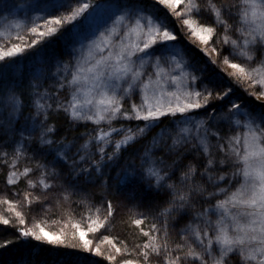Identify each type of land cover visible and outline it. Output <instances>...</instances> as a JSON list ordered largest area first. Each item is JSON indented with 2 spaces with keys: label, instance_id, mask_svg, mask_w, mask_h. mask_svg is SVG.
<instances>
[{
  "label": "snow or ice",
  "instance_id": "6c2138e0",
  "mask_svg": "<svg viewBox=\"0 0 264 264\" xmlns=\"http://www.w3.org/2000/svg\"><path fill=\"white\" fill-rule=\"evenodd\" d=\"M156 3L176 17L184 16L183 25L203 45H208L216 35V27L201 24L192 18L193 12L201 11L197 0H156ZM181 4L184 5L183 10L176 11ZM50 7L56 11L66 9L67 14L45 18L43 31L37 23L41 17H35L30 32L38 39L26 47L16 44L7 51L0 47V72L18 64L12 58L18 57L26 48L34 47L46 38L59 34L64 26L71 25L74 44L68 53L69 59L48 73L43 67L35 68L30 84L33 94L38 96L34 100L36 116L30 117L32 132L39 133L36 153L45 159L54 155L57 162L67 169L70 180L67 186L56 183L62 179V173L41 160L36 161L35 169L25 167L22 172L16 170L26 153L24 140L33 139L29 135L17 142L11 162L7 159L9 153H0V158L10 168L7 184H17L20 178L39 171L38 179L27 180L28 186L33 189L39 186L44 196L49 190L60 188L65 200L78 194L77 178L93 186L100 185L104 190V205L96 207L94 211L89 208L88 214L81 216V221L71 224L74 229L72 238L78 235L85 251H90L93 243L87 238L90 233H96L106 225L111 227L117 210L107 199L108 195H117L137 184L146 186V191L167 190L171 199L169 206L159 213L161 225L158 227L153 222L150 231L141 229L143 235L148 237L147 242L137 246L141 248L143 264H149L150 255L160 256L162 252L163 264H186L189 259L199 261V264H208L209 260L211 264H228L233 254L239 257L240 264H264V112L253 114L254 110L232 101V88L225 89L214 81L209 80L202 84V90L197 89L194 84L198 77L187 70L182 52L174 45L169 46V42L176 41L177 36L167 27V20L146 14L140 0H60ZM205 10L212 14L215 25L224 29L218 43L229 45L230 55L248 62L234 63L224 56L223 64L234 70L230 75L237 83L247 81L250 87L259 86V95L255 92L251 95L257 99L264 97V59L257 61L254 67L249 66L255 60L253 50L256 46L264 49V0H233L220 4L207 0ZM225 15L235 18L236 39L229 34L233 31V25L228 23ZM14 27L20 29L23 25L16 23ZM6 36L10 37L11 32H0V37ZM17 38L22 39L19 33ZM212 51L217 52V48L213 47ZM211 62L216 63L214 60ZM149 67L152 71H147ZM48 79L55 81L51 85L54 91L45 89L41 93L42 82ZM214 88H219L220 92L214 94ZM62 90H66V98L60 95ZM134 95H139V103L132 99ZM226 97L228 101L216 115H209L207 119L186 115L207 107L212 99L224 101ZM125 100L129 102L127 109L124 108ZM22 108L23 101L15 92L9 91L7 96H0V129L5 134L12 133L14 119ZM50 111L56 114L63 112L73 124L92 123L96 126L94 134H83L87 139L78 147L75 139L53 140L51 136L55 134L56 127L48 122ZM177 114L184 118L175 132L167 127L161 128L144 147L143 154L139 156V165L131 161L121 166L122 149L126 150L153 128L159 127L162 117ZM36 117L42 119L37 120ZM133 120L144 122L143 126L138 125L135 129L123 124L114 126L116 121ZM209 121L212 125L223 123L229 127V131L235 129V134L222 136L220 131H213ZM165 137L171 142H166ZM212 137L216 138L215 143H212ZM189 144L191 149L186 147ZM93 145L95 152L92 151ZM109 147L111 152L108 151ZM73 148L76 149L74 153ZM181 149L195 150L197 157H203V169L199 175L207 179L213 191L195 182L197 165L192 163L186 166V170H181L179 185L170 182L177 161L169 164L165 156H182ZM157 150L163 152L164 156L157 157ZM113 167L121 168L114 183L111 176L104 179L108 175L107 170ZM218 168L228 170L217 172ZM113 188L117 192H113ZM195 197H201L205 202L214 199L215 202L207 203L202 211L192 214L190 222L180 229L183 243L175 244L170 251L168 218L177 213L188 215V209L195 208ZM131 198L135 199L134 196ZM40 199V196L30 197V193H25L27 205L40 203ZM80 203L86 205V198L81 197ZM0 204H7V211L14 214L19 227L11 226L17 227L20 236L52 245L65 244L63 229L57 234L50 233L40 223L24 227V214L16 210V205L8 200H0ZM213 215L215 220L212 219ZM132 223L139 226L144 219H134ZM0 225H10V220L0 214ZM160 233H163L162 237ZM104 241L112 244L116 253L121 252L107 236L102 238ZM9 243L11 241L0 244V248L7 247ZM214 245L218 254L214 251ZM196 247L202 251H196ZM99 253L97 246L95 254ZM107 259L114 260L115 256H108ZM123 264H139V261L127 259Z\"/></svg>",
  "mask_w": 264,
  "mask_h": 264
},
{
  "label": "trees",
  "instance_id": "16d2710c",
  "mask_svg": "<svg viewBox=\"0 0 264 264\" xmlns=\"http://www.w3.org/2000/svg\"><path fill=\"white\" fill-rule=\"evenodd\" d=\"M215 3L220 4L221 2H233V0H214ZM162 12V9H159ZM163 13V12H162ZM226 17H229L225 15ZM231 18V17H229ZM228 20V19H227ZM216 27V26H214ZM65 31H60L59 34L46 38L44 41L36 44L32 48H26V51L21 53L18 57L12 58L18 62V64L12 65L10 69H6L0 72V96H7L9 91L15 92L20 96L23 101V108L21 111L25 113H30L33 111V101L34 94L31 88L32 73L35 68L39 65L46 64L50 67L53 63H59L60 59L64 58V52L66 45L64 43ZM219 33V32H218ZM217 34V28H216ZM215 35L212 42L216 40ZM25 44L23 47H26ZM193 48V47H192ZM217 51L219 47H216ZM200 55V52L198 53ZM44 60L46 63L38 64ZM17 67L19 71H17ZM237 88V87H236ZM240 90L239 88H237ZM54 91V90H53ZM66 90H62L60 95L62 98H66ZM254 105H258L252 98H249ZM6 113V112H5ZM5 118L6 114H5ZM171 118L162 117L159 127L153 128L149 131L143 138H141L137 143L130 145L126 150L121 151V166L124 164L135 161L136 164L140 163L139 156L143 154V149L149 144L153 136L159 133L161 128H169L174 132L172 123H170ZM49 123L54 124L56 127V132L51 136L53 140H68L72 141L75 139L77 147L85 142L87 139L83 134L90 133L94 134L95 125L92 123H75L73 124L64 114L60 112L59 114L50 112L49 113ZM142 121H116L114 126L119 127L121 124L124 126H130L135 129L138 125L143 126ZM120 139V137H116ZM166 142L171 141L165 137ZM188 149H191L190 147ZM73 148V153L75 152ZM92 151L95 152V145L92 146ZM111 152V147L108 148ZM182 156L172 155L165 156V160H176L177 163L174 166V175L170 182H174L179 185V176L181 170H186V166L189 163L196 164L197 156L194 150L186 151L182 150ZM155 155L157 157L164 156V153L157 150ZM78 158V157H77ZM99 157L97 156L96 159ZM46 159L56 161L54 155H49ZM91 167V165H86ZM58 171L62 173V179L58 181L59 184L68 185L70 177L67 169L62 163L59 164ZM121 171L120 167H113L107 170L108 175L104 177L105 180L108 176L114 178L117 173ZM198 173V172H197ZM79 179V191L78 194H73L69 199H63V195L60 188H56L52 193L51 198H55V204L62 206L65 210L64 214H67L68 219L73 222L81 221V216H86L88 214V209L91 208L93 211L96 207H101L104 205V195L103 188L100 185L93 186L87 183L82 178ZM195 182L202 183V177L197 174L195 177ZM113 192H117L115 188L112 189ZM0 193L4 195H9V186L6 181L5 169L0 170ZM134 196L135 199L131 197ZM81 197H85L87 204H81ZM108 200H111L114 208H116V213L111 220V227L105 226L104 229H100L98 232L94 233L92 236L93 240L104 244L102 238L107 236L112 240L116 247H119L121 251L131 253L126 259H131L133 261H139V264H143V258L140 255L142 246L147 242L148 237L143 235V231H150L151 224L153 222L157 223L159 227L162 222V218L159 216L160 211L168 207V201L171 199L167 190L162 191H146L145 186L135 185L129 188H125L123 191L119 192L117 195H108ZM193 203L195 204L194 209H188V215L183 213H177L173 217L168 218V247L171 251L175 244L183 243L180 235V227L188 223V217L191 216L195 211L204 209L207 202H205L201 197H195ZM59 207L55 208L58 209ZM52 211V214L55 213ZM59 210V209H58ZM27 214L31 212L28 208L26 210ZM63 212V211H61ZM60 215V212L58 213ZM134 219H144L142 225L136 226L132 223ZM11 225L18 224L10 222V225H0V244H4L6 241H11L7 244V247L0 248V264H115L112 260L107 259V255L104 253L95 254V250L85 251L82 248V244L68 243L65 242L64 245H52L47 242L36 241L32 237H22L17 232V227ZM82 222V227H83ZM155 234V233H152ZM163 236V233H160ZM72 245H75L73 247ZM112 246V244H111ZM103 248V246H100ZM115 249V248H114ZM187 249H185L186 251ZM174 255L176 253H173ZM149 264H163V252L160 256L150 255ZM186 264H198L196 261H187Z\"/></svg>",
  "mask_w": 264,
  "mask_h": 264
},
{
  "label": "rangeland",
  "instance_id": "374dc122",
  "mask_svg": "<svg viewBox=\"0 0 264 264\" xmlns=\"http://www.w3.org/2000/svg\"><path fill=\"white\" fill-rule=\"evenodd\" d=\"M60 2V0H0V32H11L10 37H0V47H3L5 51L9 50L12 46L16 44H20L22 47L25 44H31L34 39H38L30 32V28L33 25V20L35 17L39 16L41 19L37 22L41 27L40 30L43 31L45 24V18L52 19L54 16H58L61 13L67 14L66 9H60L56 11L54 8L50 7L51 5ZM207 0H197V3L201 6V11L199 13L193 12L192 18L198 20L201 24H211L212 26H216L212 14L205 10V4ZM46 6H49L46 8ZM140 6L144 8L146 14L164 17L167 20V27L169 30H172L174 34L177 36V40L174 42H169V46H175L176 49H179L183 58L186 61L187 70L198 77V80L195 82L194 86L197 89L202 90V84L207 83L209 80L214 81L220 85H222L225 89L228 87L232 88V92L230 93L231 100L240 103L242 107H247L249 110H254L253 114L264 112V97L257 99L256 96L251 95L252 92H255L257 95L260 93L259 86L250 87V82L244 81L241 83H237L235 79L230 75L234 70L227 65L223 64V57L228 56L229 59L234 63L245 64L247 61L242 58L235 57L230 55L231 47L229 45H224L222 43H218L220 37L224 34V29L222 26H216L217 28V38L214 42L212 40L208 45H203L196 37H194L187 26L183 25L182 21L185 19L184 16L176 17L172 15V13L164 8L163 6H158L156 0H140ZM184 5L181 4L176 11L180 12L183 10ZM159 9H162V12H159ZM228 19V23L233 25V31L229 34L233 39L237 38V34L234 29L236 26L234 17H226ZM16 23H21L23 25L22 28L16 29L14 25ZM65 31L66 38L64 39V43L66 45L64 58L59 60V63H53V66L42 64L46 63L44 60L39 62V67H43L45 72L48 73L50 71H55V68L58 64L63 61H67L69 59L68 53L71 51V46L74 44V41L71 39V25H66L62 29ZM61 30V31H62ZM219 32V33H218ZM17 33H19L22 39L17 38ZM77 46V45H76ZM193 47V48H192ZM213 47H219L217 52H213ZM157 55H159V45L156 46ZM206 50V51H205ZM255 60L251 62L249 66H255L256 62L264 59V49H262L259 45L253 50ZM200 52V55L198 54ZM219 53V54H218ZM216 61L213 64L211 61ZM38 67V66H37ZM36 67V68H37ZM147 71H152L151 67L147 69ZM53 79H48L43 81V86L39 89L41 93L47 89L49 92L54 89L51 87L54 84ZM212 87V85H209ZM240 90H238L237 88ZM214 94L220 92L219 88L213 89ZM67 97V94H66ZM249 98H252L258 105H254L253 101ZM38 99V96H34V100ZM136 103L140 102L139 95H134L132 98ZM228 98L226 97L224 101L212 99L207 107L201 108L199 110H194L186 115L192 116L195 119H207L209 115H216L219 113L221 107L226 104ZM42 103L44 101H41ZM55 107V105H54ZM228 107H231V104H228ZM124 108H129V102L127 100L124 101ZM10 111V110H9ZM224 111H227V107L224 108ZM51 112V111H50ZM7 117V112L5 113ZM36 116V109L34 107L33 101V111L30 113H25L21 111V113L14 119L13 130L10 135L5 134L2 129H0V153L7 152L9 156L7 157L8 161L11 162L12 156L15 154V148L17 146V142L23 140L24 137L29 135L33 136L31 141L24 140L26 153L23 158L20 159L17 165V171L22 172L25 167L35 169V164L37 160H41L44 163H47L50 168L54 167L57 172L59 164L56 161L45 159L37 155L36 148L37 140L39 133L32 132V120L30 117ZM171 118L170 123H172V127L174 128V132L179 125V122L184 118L180 114L176 116H168ZM37 120L42 119V117H36ZM162 119V118H161ZM209 125L212 126L213 131H220L222 136H228L235 134V129L233 131H229V127L223 123L219 125H212V122L209 121ZM214 137L211 138L212 143H215ZM192 143H195L193 141ZM187 148H191V144L186 146ZM182 150L185 149H181ZM195 152V150H194ZM34 158V159H33ZM196 165L197 172L203 169L204 160L203 157H197ZM169 164L172 163L170 160H166ZM139 165V164H137ZM5 169L6 181L7 176L10 171V168L7 164L4 163L3 158H0V170ZM227 168L217 169V172L227 171ZM40 173L39 171H33L29 174L28 177H22L19 179L17 184L9 185V195H4L0 193V200H8L11 201L14 205H16V210L21 211L24 214L26 225L24 227H32L34 223H40L41 226L45 227L47 231L50 233H59L61 229L66 234L65 242L79 244L81 241L79 240V236L77 235L75 239L72 238V234L74 229L71 227L73 222L68 219L67 214H64V208L62 206H58L55 204V198H51L52 192L56 189L49 190L47 196L41 195V189L39 186L35 189L30 188L27 184L28 179L36 180L38 179ZM57 183V182H56ZM224 183V182H222ZM202 184L209 190L213 191L214 189L211 185L208 184L206 178L202 177ZM146 188V186H145ZM156 191V190H152ZM30 193V197L40 196V203L33 202L31 205H27L25 201V193ZM222 198V197H221ZM215 200L208 201L207 203H214ZM207 206V204H206ZM59 207L55 210V208ZM7 204H0V214L4 215L5 218H8L10 222L17 224L16 218L13 213L7 211ZM30 209L31 212L27 214L26 210ZM55 210V213L52 214V211ZM203 209L199 210L202 211ZM63 211V212H61ZM60 212V215L58 214ZM188 223L192 219V215L188 217ZM212 219L215 220L216 217L213 215ZM187 223V224H188ZM186 224V225H187ZM186 225L180 227V229L184 228ZM94 233H90L88 235V239L92 240L91 249L95 250L97 246H99L100 253H104V255L115 256V259L112 260L115 264H123L124 260H127L126 257L131 255L127 251L120 253H116L115 249L111 246V244L105 241L104 244H100L93 240L92 236ZM191 240V238H190ZM82 244V243H81ZM100 246H103L100 247ZM196 251L200 252L202 249L196 247ZM214 251H218L216 246L214 245ZM207 259V258H206ZM192 259H189L190 261ZM193 261V260H192ZM199 264V261H196ZM208 264H211V260H209ZM228 264H240L239 257L233 254Z\"/></svg>",
  "mask_w": 264,
  "mask_h": 264
},
{
  "label": "bare ground",
  "instance_id": "6f19581e",
  "mask_svg": "<svg viewBox=\"0 0 264 264\" xmlns=\"http://www.w3.org/2000/svg\"><path fill=\"white\" fill-rule=\"evenodd\" d=\"M78 46V45H77Z\"/></svg>",
  "mask_w": 264,
  "mask_h": 264
}]
</instances>
